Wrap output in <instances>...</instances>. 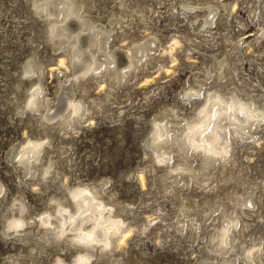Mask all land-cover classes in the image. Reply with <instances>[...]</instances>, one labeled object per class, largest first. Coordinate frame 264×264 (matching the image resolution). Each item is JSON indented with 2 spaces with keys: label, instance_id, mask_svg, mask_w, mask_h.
Instances as JSON below:
<instances>
[{
  "label": "rangeland",
  "instance_id": "obj_1",
  "mask_svg": "<svg viewBox=\"0 0 264 264\" xmlns=\"http://www.w3.org/2000/svg\"><path fill=\"white\" fill-rule=\"evenodd\" d=\"M38 1L0 0V264H13V260L53 264L58 257L72 264L79 253L85 255L84 244L74 238L65 241L54 225L44 231L43 240L38 235L41 227L34 233L9 230L7 220L17 213L18 205L12 206L16 199L21 200L30 222L37 223L59 204L76 213L74 193L95 187L105 204L114 205L121 221L118 229L130 226L132 231L122 246L117 244L120 235L112 234L111 250L104 255L97 257L89 250L88 263L113 264L114 259V264H203L204 258L214 257L207 246L217 222H206L204 216L215 201L228 205L231 187L222 186L219 196L213 197L196 187L172 185L176 196L184 201L190 198L196 206L198 229L182 228L179 203L164 191L167 168L154 156L153 132L164 116L173 120L171 110L178 111L180 124L186 122L182 126L188 124L218 94L227 98L237 94L260 112L256 140L237 145L234 153L240 180L249 191L258 185L260 193L256 203L262 217L243 233V247L251 239H261L264 249V0H226L223 20L208 29L199 27L203 19L195 20L186 8H202L196 9L201 15L207 3L216 0H74L95 28L110 26L123 14L122 6L126 8V24L112 41L113 49L123 55L148 39L157 40L158 59L122 85L113 78L72 83L78 65L60 64L59 58L66 55L48 38L50 21L36 11ZM217 59L228 64L230 82L222 84L214 76L203 90L210 88L212 93L191 98L189 92L198 87L197 80L207 78L208 71L215 72ZM31 65L37 66L39 78L27 74ZM37 87L52 113L63 110L73 89L75 99L90 107V114L70 125L50 127L32 110L31 94ZM34 140L43 150L38 164L46 162L47 170L52 168L47 177L36 167L33 176H24L19 160L26 157ZM241 187L236 190L244 194ZM245 258L240 257L238 264H246ZM261 261L264 264V255Z\"/></svg>",
  "mask_w": 264,
  "mask_h": 264
},
{
  "label": "bare ground",
  "instance_id": "obj_2",
  "mask_svg": "<svg viewBox=\"0 0 264 264\" xmlns=\"http://www.w3.org/2000/svg\"><path fill=\"white\" fill-rule=\"evenodd\" d=\"M225 1L216 0L210 4L207 3V10L201 15H199L200 11L196 10L199 8L194 6L189 5L186 10L195 15V20L201 17L203 20H200L199 27L208 29L217 21L223 20L229 5ZM35 7L38 14L50 21L48 38L52 39L53 47L66 55L63 59L59 58L60 64L68 62L72 67L78 65L73 72L72 83L86 79L113 78L122 85L129 81L138 70H142L149 63L151 64L152 59L157 58L155 55L156 39L146 40L134 51L125 55L119 50L113 49L112 41H114L118 28L126 24L127 10L124 6H122L124 15L115 16L116 19L110 22L109 28L97 26V29L93 22L87 19V12L80 11L81 9L79 10L74 4V0H39ZM142 18L144 16L140 15V19ZM172 43L174 42L170 44ZM213 69L215 72L208 71L207 78L197 80L198 87L189 92L191 98L197 99L199 96H203L205 92L203 90L207 84H210L209 79L214 76L222 81V84L230 82L231 75L226 73L229 70L226 62L218 60L216 69L214 67ZM26 70H28V75L40 77L36 65H31ZM206 92L208 95L212 93V89L209 88ZM31 97H33L32 110L34 114L50 127L78 122L84 114H90L91 111L90 107L86 108L81 101L75 99L73 89L65 107L57 113H52V108L47 104L48 100L43 98L39 87L32 92ZM95 104L93 101L92 105ZM98 104H96V108H98ZM175 112L171 110L169 113L173 118L172 121L165 116L163 120L158 121L153 132V150L154 156L167 168L164 178L168 180V184L164 186V191L173 195L179 203L178 223L182 228L198 229V223L194 218L196 211L194 201L190 198L184 201L176 196L172 185L186 189L196 187L197 190L211 193L213 197L219 196L222 186H230L231 193L226 195L228 205L221 204L218 200L206 209L204 220L217 223L214 226L216 233L212 238V243L207 246L214 257L204 258L203 264H215L216 261H219V264H238L241 261L240 257L243 256H246V264H261V258L264 255L261 239H251L248 247H243L242 241L243 233L249 230L251 222L261 220L262 217L256 203L260 194L259 187L254 185V191H249L248 184L240 180L241 170L237 165V154L234 153L237 145H248L256 140L255 131L259 127L260 112L252 105V102L247 104L237 94L231 98L221 94L211 96L196 118L183 126L185 121L180 124L178 122L180 115ZM250 139H252L251 142ZM41 146L40 142H32L26 157H20L19 161H21L24 176H33L34 167L41 169L45 177L51 174L52 168L47 170L46 162L38 164L41 162L40 156L43 151ZM196 159H200V164H196ZM239 184H242L241 192L243 191L244 194L236 190ZM74 194L78 205L76 213H70L63 205L59 204L53 209L54 212L47 211L42 214L37 223L32 220L30 222L29 218L24 217L25 210L22 202L16 199V203L12 206L18 205L17 213L8 218L7 229H14V231L21 229L34 233L35 229L41 227V230H38V235L44 240L46 238L43 235L44 231L54 225L57 233L65 241L74 238L87 248L84 250L86 254L79 253L72 264H90L87 262L89 257L92 258L88 253L89 250L95 251L97 257L110 252L109 238L114 233L117 234V237L120 235L117 244L122 246L130 235L132 227L123 226L118 229L121 221L119 222V216L114 212V205L109 201L105 204L96 187L91 190L82 188ZM33 225L36 227L32 230ZM245 251H248L247 254ZM114 261L113 259V264ZM12 263L21 264L18 260H13ZM53 264L67 263L58 257Z\"/></svg>",
  "mask_w": 264,
  "mask_h": 264
}]
</instances>
